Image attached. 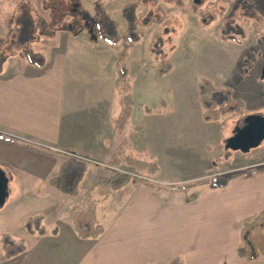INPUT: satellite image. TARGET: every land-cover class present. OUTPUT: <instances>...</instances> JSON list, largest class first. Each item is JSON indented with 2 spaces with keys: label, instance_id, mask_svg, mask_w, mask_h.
<instances>
[{
  "label": "crops",
  "instance_id": "crops-1",
  "mask_svg": "<svg viewBox=\"0 0 264 264\" xmlns=\"http://www.w3.org/2000/svg\"><path fill=\"white\" fill-rule=\"evenodd\" d=\"M82 20L85 21L81 18L73 26L83 27ZM71 24L65 29L56 26L38 31L29 47L43 57L42 62H36L40 65L29 63L21 50L6 53L1 65L0 177L4 188L0 236L8 233L23 239L25 249L5 258L0 245V264H168L175 257H180L183 264H264V259L247 261L237 254L241 223L264 209V171H249L264 165V146L261 154L252 158L227 153L230 158L234 156L233 160L214 170L206 160L202 169L185 170L178 178L169 173L172 168L164 175L159 153L147 151V159L158 165L153 176L158 186L137 180L115 191L95 186L92 194L98 199L97 217L104 231L94 239L76 235L71 226L70 206L82 198L98 176L113 173L108 171L112 166L107 160L121 140H128L132 150L138 151V138L131 136V117L121 134L114 135L112 118L118 111V102L115 107L111 101L109 107L102 96L101 106L108 104V116L72 111L75 81L69 74L68 58L72 57L71 63L76 62L81 44L90 45L83 35L84 29L74 27L69 31ZM94 44L91 43L92 55L88 56L95 58L103 70L108 59L104 48L110 45L102 41ZM111 57L115 78L119 57ZM218 141L221 144L224 136ZM35 142L60 150H48ZM67 153L85 158L87 164L73 195L62 194L49 183ZM173 154L171 158H177ZM227 171L244 174L232 178L222 188H213L210 183L170 188ZM39 214L44 231L27 233L26 219Z\"/></svg>",
  "mask_w": 264,
  "mask_h": 264
},
{
  "label": "rangeland",
  "instance_id": "rangeland-1",
  "mask_svg": "<svg viewBox=\"0 0 264 264\" xmlns=\"http://www.w3.org/2000/svg\"><path fill=\"white\" fill-rule=\"evenodd\" d=\"M133 1L135 0H0V35L5 34L7 25L12 28L10 37L5 40L0 51L9 53L14 47H18L12 35L18 33L22 21L27 18L31 28L39 24L38 17L44 20L47 18L46 26L54 29L56 26L69 27L72 23L69 31L74 27L80 28L78 24L73 25L81 18L85 19L82 20L85 27L80 30L84 29L83 35L90 46L81 44L76 62L71 63L72 57L68 58L69 74L75 81L71 91L72 111L97 112L108 116L111 101L112 106L116 107L117 94L112 84L114 73L111 54L120 57L125 49L123 59L130 67L134 98L131 136L138 138V151L132 150L134 154L147 159L145 152L153 153L156 150L160 155L161 171L167 175L172 168L169 173L173 178H178L185 170L194 172L202 169L206 160L211 170L218 169L233 160L234 156L230 158L227 153L249 158L261 154L264 139L247 152L226 148L224 141L237 124L243 123L246 115L260 113L264 117V22H257L246 15V10L250 9L264 18V0H252L249 6L242 0H183L182 6L165 0H138L135 21L143 33L142 37L135 43H128L123 38L113 45L108 44L110 46L104 48L108 59H105L101 70L95 58L88 56L92 52L91 43L98 45L100 41L104 42L97 36L94 24L96 5L104 8L123 37L126 23L121 8ZM199 11L208 15L206 19L214 13L216 19L203 24ZM80 12L84 15H80ZM164 14L173 15L176 21L163 26L161 31L162 46L172 62V68L167 75L160 76L149 42L151 33L157 28L152 20L159 19ZM227 17H236L240 23L246 21L242 23L245 36L241 40L231 41L221 37L220 26ZM202 78L212 80L217 86L228 87L233 98L243 101L242 112L227 114L215 121H204L197 88V83ZM102 96L108 100L109 107L108 104L101 106ZM216 98L219 99L220 96L216 95ZM221 136H224L222 145L218 141ZM219 151H223V156L217 154ZM173 153L178 155L177 158H171L175 155ZM73 156L86 161L78 155ZM108 171L128 172L133 180L140 182L146 178L156 180L153 177L156 174L148 177L134 172L126 164L112 166ZM238 171L216 175L228 176Z\"/></svg>",
  "mask_w": 264,
  "mask_h": 264
},
{
  "label": "trees",
  "instance_id": "trees-1",
  "mask_svg": "<svg viewBox=\"0 0 264 264\" xmlns=\"http://www.w3.org/2000/svg\"><path fill=\"white\" fill-rule=\"evenodd\" d=\"M168 3H173L182 6L183 0H165ZM244 4L251 5L252 0H242ZM139 5V1L126 3L121 8V14L125 19V32L123 37L120 36L118 29L115 27L113 20L105 13L102 6L96 5L97 14L94 18V24L96 26L97 36L101 38L107 44H115L121 39H125L128 43H135L140 40L143 33L138 28L136 23V9ZM249 18L254 19L257 22H264V18L258 13L253 12L250 9L246 10ZM199 17L203 24H208L210 21L216 19V15L213 13L208 19V15L199 11ZM204 14V15H203ZM80 15H84L80 12ZM39 24L34 29L31 28V23L25 19L22 21L21 27L18 33L12 35V39L18 43V47H14L13 51L21 50L29 63L40 65L36 63L43 58L36 54L29 44L33 42L38 36V31L44 32L46 30V21L42 17H38ZM136 20V21H135ZM157 24V28L151 33L149 49L154 59L157 61V73L160 76L167 75L172 68V62L169 59L166 51L163 49L161 40V31L163 26H167L176 21L173 15L164 14L159 19L152 20ZM246 22V21H244ZM242 22V23H244ZM238 22L236 17H227L223 19L220 26V34L224 39L231 41L241 40L245 36L243 24ZM50 28V27H48ZM58 28H67L61 26ZM33 29V30H32ZM52 29V28H50ZM12 32L11 26L8 27L5 39H0V48L8 40ZM32 35L34 37H32ZM125 49L122 50L120 57L115 64V78L114 88L117 94L118 111L113 116V133L118 136L127 125L132 115L134 98L132 95L131 78L129 75V65L123 59L125 56ZM6 53L0 51V69ZM37 58V60H36ZM42 62V61H41ZM198 88V101L202 108V119L204 121H215L222 116L238 113L243 110V101L241 99L233 98L231 90L228 87H219L215 83L208 79L202 78L197 83ZM216 95L220 98L217 99ZM0 137H3L0 135ZM124 162L128 167L133 169L134 172L153 176L158 172V165L151 160L138 157L132 152V143L123 139L119 143L116 150L110 155L107 163L111 166L117 167ZM87 164L84 160L79 159L77 156L69 155L60 164L57 174L50 178L49 183L55 186L59 192L65 195H73L79 186V183L83 179L86 172ZM264 171V165L260 167H254L250 170L251 173H258ZM242 172L231 173L228 176L215 175L213 177L197 179L195 181L183 183L181 185H171L170 188H182L189 187L197 184L210 183L213 188H222L227 185L232 178L243 175ZM130 173L123 171H116L112 174L100 175L84 192L82 198L72 204L69 208V216L71 226L76 235L83 239H94L99 237L104 231L103 223L97 217V204L96 199L92 194V189L95 186H101L110 190H118L126 186L133 179ZM144 184L151 186H158L149 179L142 181ZM27 233H42L44 231L43 217L42 215L30 216L24 223ZM56 229L53 228L52 232ZM0 245L5 258H11L16 254L22 252L25 249V242L23 239H15L8 233H3L0 236ZM237 254L240 258L247 261H255L258 259H264V209L254 215L252 218L244 220L240 225V245L237 250ZM168 264H183L180 257H175L169 261Z\"/></svg>",
  "mask_w": 264,
  "mask_h": 264
},
{
  "label": "water",
  "instance_id": "water-1",
  "mask_svg": "<svg viewBox=\"0 0 264 264\" xmlns=\"http://www.w3.org/2000/svg\"><path fill=\"white\" fill-rule=\"evenodd\" d=\"M264 74V66L262 67ZM264 139V117L260 113L248 114L243 123L233 129L232 134L224 141V146L232 150L247 152L258 146ZM3 179L0 177V200L3 196Z\"/></svg>",
  "mask_w": 264,
  "mask_h": 264
},
{
  "label": "built area",
  "instance_id": "built-area-1",
  "mask_svg": "<svg viewBox=\"0 0 264 264\" xmlns=\"http://www.w3.org/2000/svg\"><path fill=\"white\" fill-rule=\"evenodd\" d=\"M32 143H34L33 141H32ZM35 144H37V145H43V146H45L47 149H50V150H54L53 149V147H51V146H48V145H46V144H42V143H38V142H35Z\"/></svg>",
  "mask_w": 264,
  "mask_h": 264
}]
</instances>
